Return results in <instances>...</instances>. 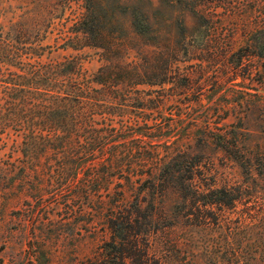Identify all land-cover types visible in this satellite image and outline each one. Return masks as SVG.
<instances>
[{
  "label": "rangeland",
  "instance_id": "1",
  "mask_svg": "<svg viewBox=\"0 0 264 264\" xmlns=\"http://www.w3.org/2000/svg\"><path fill=\"white\" fill-rule=\"evenodd\" d=\"M83 7L111 50L77 48ZM134 12L146 18V35L135 32ZM261 22L264 0H0V88L28 79L30 57L76 58L85 79L111 61L119 91L105 105L132 113L116 118L132 123L124 203L150 231L149 256L160 264H264ZM21 97L0 101V264L96 263L111 231L94 216L90 189L78 190L82 171L62 173L60 155L23 144L17 131L31 119ZM165 145L180 149L186 165L199 163L197 175L179 190L151 191L143 181L166 158ZM114 193L103 191L106 200Z\"/></svg>",
  "mask_w": 264,
  "mask_h": 264
},
{
  "label": "trees",
  "instance_id": "2",
  "mask_svg": "<svg viewBox=\"0 0 264 264\" xmlns=\"http://www.w3.org/2000/svg\"><path fill=\"white\" fill-rule=\"evenodd\" d=\"M182 1L187 0H176ZM83 9L82 19L75 30L81 35L76 38L81 42L77 48L111 50L113 46L102 43L103 31L92 27L91 9ZM132 25L139 35H146L151 30L146 18L137 12L132 14ZM257 28L264 31V22ZM29 59L32 63H28V79L0 88V101L12 95L16 99L27 96L30 106L27 117L31 120L26 125L20 122L17 131L23 144L31 152L60 155L62 173L69 166L85 175L86 181L78 190L83 193L86 192L84 189H90L91 194L84 196L91 202L94 216L105 218L112 234L111 242L103 245L98 262L93 264H160L148 253V227L143 229V225L133 218L138 208L132 212V203L129 207L124 203L123 187L132 186V123L116 121V118L132 113L126 108L105 105L115 100L119 91V84L110 73L114 68L111 61H102L92 79H85L76 58L54 64H43L33 57ZM34 118L37 121L32 122ZM164 128L171 126L161 127ZM133 134L140 133L133 131ZM164 148L166 158L160 157L154 171L144 178L149 190L154 191L156 185L162 187L164 184H173L179 190L193 184L199 163L186 165L185 158H182L185 154L180 149L172 152L169 145ZM135 176L136 180H142L141 175L136 173ZM112 186L116 193L106 200L103 191L110 193ZM60 199L67 201L68 198L63 194Z\"/></svg>",
  "mask_w": 264,
  "mask_h": 264
}]
</instances>
